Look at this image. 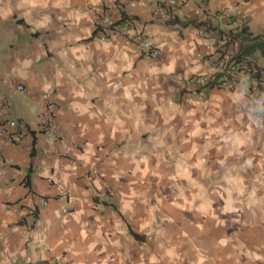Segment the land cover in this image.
Here are the masks:
<instances>
[{
	"label": "crops",
	"instance_id": "0c3cea01",
	"mask_svg": "<svg viewBox=\"0 0 264 264\" xmlns=\"http://www.w3.org/2000/svg\"><path fill=\"white\" fill-rule=\"evenodd\" d=\"M233 1L179 0L162 21L154 0H0V122L29 129L0 141V264H264V122L239 87L182 94L207 63L192 13L222 29L213 11ZM101 4L159 54L93 38ZM246 10L263 33L264 0ZM44 98L55 141L38 132ZM104 182L117 198L95 210Z\"/></svg>",
	"mask_w": 264,
	"mask_h": 264
},
{
	"label": "built area",
	"instance_id": "2783aa9c",
	"mask_svg": "<svg viewBox=\"0 0 264 264\" xmlns=\"http://www.w3.org/2000/svg\"><path fill=\"white\" fill-rule=\"evenodd\" d=\"M249 1L234 0L231 6H218L213 15L218 22L225 25L222 29L214 31L209 30L202 19L203 10L196 9L192 13V22L199 24L198 34L203 41L207 63L202 72L194 73L185 80L182 94L187 101H198L203 98L207 88L231 90L239 87L248 98V105L244 106L243 112L250 117L253 116L260 125L264 122V116L259 113L264 111V47H256L247 54L243 50L244 45L250 43V40L243 39V35L251 38L255 35L247 29L246 3ZM178 2L179 0H154L152 15L162 21H172ZM93 13L97 27L93 38L96 40L119 37L130 42L133 49L147 59H154L159 54V50L150 39L141 38L133 33L130 20L124 14L121 13L117 17L103 4L94 7ZM243 27H246L244 31ZM257 40L264 41V32ZM16 90L23 91L22 85H17ZM1 101L2 96L0 104ZM37 118L40 138L43 141L58 139L60 132L55 123L54 105L50 99L44 98L39 102ZM28 133L27 125L20 119H5L0 122V141L7 135L20 140ZM4 172L5 170L0 168V175ZM90 173L97 174L96 168H92ZM47 181H50V178H47ZM67 196V192L58 193V199L62 201L66 200ZM116 198L115 190L104 182L94 193L92 206L95 210H101ZM39 203L45 204V200L39 198ZM61 212L65 213L66 208L61 207Z\"/></svg>",
	"mask_w": 264,
	"mask_h": 264
},
{
	"label": "trees",
	"instance_id": "16d2710c",
	"mask_svg": "<svg viewBox=\"0 0 264 264\" xmlns=\"http://www.w3.org/2000/svg\"><path fill=\"white\" fill-rule=\"evenodd\" d=\"M17 21L21 23V19L17 18ZM118 22V21H117ZM194 25L198 26V23H195ZM246 27H243V31L245 30ZM249 33V32H248ZM251 34V33H249ZM260 34H255L252 38L248 37L247 35H243V39L250 40V43L244 45V52L250 53L252 50H254L256 47H264V41L257 40Z\"/></svg>",
	"mask_w": 264,
	"mask_h": 264
}]
</instances>
